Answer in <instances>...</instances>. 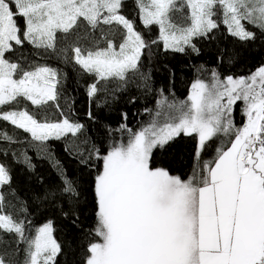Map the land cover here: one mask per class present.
<instances>
[{
    "label": "snow or ice",
    "instance_id": "1",
    "mask_svg": "<svg viewBox=\"0 0 264 264\" xmlns=\"http://www.w3.org/2000/svg\"><path fill=\"white\" fill-rule=\"evenodd\" d=\"M133 2L142 28L125 14L127 0H0V107L24 105L3 111L0 120L41 144L82 136L86 125L75 115L67 73L33 66L23 50L28 45L73 61L96 78L85 90L87 120L112 141L107 147L105 141L91 143L73 154L82 170L94 173V235L100 239L88 245L86 264H264V65L247 76L226 74L222 69L241 53L217 45L214 67L196 66L198 77L185 101L169 99L175 70L163 65L169 83L165 95L164 87L154 88L152 67L161 50L199 59L221 25L240 42L264 44V0ZM153 26L158 39L151 38ZM100 81L105 85L98 87ZM109 81L117 86L110 88ZM130 83L143 94L128 97L130 106L153 94L160 97L155 110L143 108L150 118L136 131L128 125L127 111L120 110L115 127L106 119L119 102L117 93ZM238 103L241 126L235 122ZM53 109L58 119L49 120ZM139 112L134 108L131 115ZM184 137L192 138L195 149L191 172L182 178L157 156ZM221 137L228 143L216 147ZM0 141L16 142L6 133ZM9 154L35 174L26 152L21 161L10 148H0V155ZM12 183L10 168L0 162V231L7 234L0 244L11 249L0 251V264H60L58 257L70 253L71 242L62 248L54 221L34 227L32 218L52 212L80 230V177L65 168L57 170L55 181L37 175L27 195ZM21 252L22 262L15 259Z\"/></svg>",
    "mask_w": 264,
    "mask_h": 264
},
{
    "label": "trees",
    "instance_id": "2",
    "mask_svg": "<svg viewBox=\"0 0 264 264\" xmlns=\"http://www.w3.org/2000/svg\"><path fill=\"white\" fill-rule=\"evenodd\" d=\"M125 14L129 18H135L138 28H142L141 21L138 15V8L134 5L133 0H127V7L124 10ZM62 34H57V47H63L60 40ZM81 35H83V29H81ZM151 38L158 39L159 32L158 27L153 26L151 30ZM116 42H120L119 34H116ZM233 49L235 48L241 53L239 60L234 65H229L222 69L226 74H232L236 77L245 76L253 73L259 66L264 65V44L257 41L255 44L243 43L238 41L237 38L232 37L226 30V26L221 25L217 32L216 41L213 44H206L203 48V55L199 59L186 57L183 54L164 53L162 50L153 60L152 67L153 77L155 80L154 88H165V95H168V71L163 67L164 64H168L175 70V82L171 85L170 100L174 96L176 100H183L189 94L191 84L197 79L198 73L196 72V66L200 63H204L207 67H214V54L216 46ZM82 47H89L86 42H82ZM103 46V45H101ZM162 49V44H161ZM24 53L28 60L36 65H48L54 68H58L61 72L67 73L66 88L68 92L72 93L74 103V112L76 117L86 125L85 133L82 136L55 140L50 139L46 143L34 141L29 133H25L23 130L11 126L10 122L0 120V135L8 134L13 137L15 143L8 145L7 143L0 141V148H10L11 152L15 153L16 160L23 159L22 153L27 154L31 158V162L36 166L35 174L29 173L26 166L21 162H14L13 155L7 156L0 155V162L5 163L11 170L13 177L12 187L16 188L21 194L27 195L36 187V176H41L45 181H55L57 177V170L59 168L67 169L70 175H76L80 177L83 185V199L82 205L81 229H73L67 221L60 218L58 214L52 212L40 213L37 212L33 215L34 227L41 226L47 219L54 221V227L58 242L61 243L62 248L66 247L68 242H71L72 248L70 253H65L62 257H58L60 264H86L87 259V247L91 242H98L99 237L94 235V228L96 226L94 217V195L92 191L93 176L94 173H89L86 170H82L81 166L74 158V153L79 151H86L91 143L99 145L101 141H105V147L111 144V140H107L106 136L102 133L101 129L91 124L86 117L89 104L85 95L86 86L93 83L96 79L94 75L85 73L78 65H75L73 61L69 60L67 63L61 58H58L57 54L51 51L45 52L44 50L34 49L31 46L26 45ZM156 69H159L158 71ZM203 74H200V78H204ZM116 81H109L108 86H117ZM105 85V81H100L98 87ZM119 96V102L114 105L110 110L111 114L106 119L115 127L119 121L120 110L129 112L128 125L132 130L138 128L143 121L149 116L143 112V108L154 109L156 101L160 98L153 94L144 98L143 102L137 101L135 105H129L127 99L130 96H142L143 94L136 89L134 84H129L126 92L117 93ZM30 113L34 112L35 106H32L30 102H26ZM63 105V100L61 101ZM242 105L237 104V113L235 116V122L237 126H241L244 121L239 109ZM24 105H6L0 107L1 111L11 109H23ZM139 109L140 112L136 116H132L133 109ZM49 120L58 119V113H55L53 109L52 114L49 115ZM120 133H113V138H120ZM122 137H125L122 134ZM87 139L89 144H84L83 141ZM228 139L221 137L216 142V147L222 145L226 146ZM195 149V142L192 138L184 137L176 144L173 149L168 153H162L157 156V160L163 162V166L168 167L171 174L180 175L182 178L190 174L193 166V154ZM214 155V153H213ZM209 159V157H204ZM8 209H6L7 211ZM34 235V233H32ZM7 234L0 231V237H6ZM14 242L15 236L12 237ZM9 251L5 245L0 244V251ZM23 252H21L15 259L23 261Z\"/></svg>",
    "mask_w": 264,
    "mask_h": 264
},
{
    "label": "rangeland",
    "instance_id": "3",
    "mask_svg": "<svg viewBox=\"0 0 264 264\" xmlns=\"http://www.w3.org/2000/svg\"><path fill=\"white\" fill-rule=\"evenodd\" d=\"M136 4H138V0H136ZM188 11H189L188 9H185V10H184L185 14H187ZM175 15H180V13H177V14H175ZM254 72H255V71H254ZM245 76H247V75H245ZM238 77H239V76H238ZM204 78H205V77H204ZM190 93H191V89H190V91H189L188 96L190 95ZM188 96H187L186 98H184L183 100H177V101H185V100H187ZM159 99H160V98H159ZM169 99H170V97H169ZM156 107H157V106H155L154 110L156 109ZM11 110H17V109H11ZM19 110H22V109H19ZM161 110H162V111H166L167 109L165 108V109H161ZM6 111H7V110H6ZM2 112H3V111L0 110V114H2ZM149 118H150V117L148 116L147 119L141 123V125L144 124V123H146V122L149 120ZM141 125H140L138 128L134 129L133 131L138 130V129L141 127ZM121 137H122V134H121ZM121 137H120V138H121ZM122 138L125 139V140L127 139L126 136H125V137H122ZM41 226H42V225H41Z\"/></svg>",
    "mask_w": 264,
    "mask_h": 264
}]
</instances>
